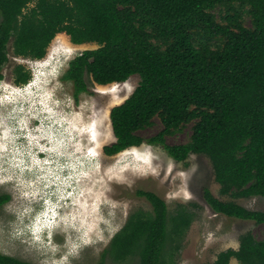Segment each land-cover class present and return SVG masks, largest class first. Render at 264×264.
I'll list each match as a JSON object with an SVG mask.
<instances>
[{"label": "trees", "instance_id": "obj_1", "mask_svg": "<svg viewBox=\"0 0 264 264\" xmlns=\"http://www.w3.org/2000/svg\"><path fill=\"white\" fill-rule=\"evenodd\" d=\"M220 11L221 16H217ZM250 19L251 27L245 24ZM60 34L72 44H96L68 63L63 79L74 97L141 78L139 86L110 113L117 156L146 142L162 146L177 163L192 155L209 158L221 200L204 199L219 215L264 225V213L236 200L264 199V0H0V81L15 58L41 61ZM14 84L27 86L33 73L19 64ZM163 124L146 141L141 132ZM194 124L191 140L170 146L166 138ZM150 210L137 209L96 264H177L182 243L197 219L191 205L171 211L154 192L136 193ZM11 198L0 195V209ZM195 207V206H194ZM264 264V240L244 234L238 250L214 264ZM0 264H31L0 253Z\"/></svg>", "mask_w": 264, "mask_h": 264}, {"label": "rangeland", "instance_id": "obj_2", "mask_svg": "<svg viewBox=\"0 0 264 264\" xmlns=\"http://www.w3.org/2000/svg\"><path fill=\"white\" fill-rule=\"evenodd\" d=\"M245 24L251 27L249 18ZM98 47L76 46L60 34L46 58L33 61L15 58L11 45L5 79L0 81V195L11 198L0 209V253L31 264H96L129 215L151 209L136 196L140 190L159 195L171 211L180 204L196 210L197 219L182 243L177 264H214L220 253L238 250L246 233L264 240L263 224L216 214L206 203L205 189L221 200H231L220 195L208 157L192 155L181 164L162 146L147 142L114 157L104 154V148L115 143L111 110L133 94L141 78L135 75L127 83L108 87L88 79L90 93L77 101L73 85L63 79L68 63ZM19 64L33 73L29 87L14 84L13 70ZM36 120L40 126L31 129ZM194 124L168 136L166 143H188ZM162 130L157 117L140 134L149 141ZM40 197H50L58 220L53 223L50 215V230L45 228L34 241L32 229L41 231L45 222L33 224ZM236 202L264 213L262 198ZM50 232L53 238L48 242Z\"/></svg>", "mask_w": 264, "mask_h": 264}, {"label": "clouds", "instance_id": "obj_3", "mask_svg": "<svg viewBox=\"0 0 264 264\" xmlns=\"http://www.w3.org/2000/svg\"><path fill=\"white\" fill-rule=\"evenodd\" d=\"M31 85V84H30ZM29 85V86H30ZM27 85V87H29ZM40 126V121L36 120L35 122V125L31 128V129H34V128H37ZM39 199V203L41 204L40 208H38L37 212H36V215L34 217V226L37 222H39L40 220H44V224L41 228V231L38 230V229H32V232H31V235L32 237L34 238V241H39L38 239V235L42 233V231H44L45 228H47V230H50V227H51V221H50V215H54V218L53 219V223L57 222L55 220H58V216L57 214L54 212L56 211L55 207L53 205H51V201H50V197H45V198H38ZM52 235H51V232L48 233L47 235V239H48V242L50 241V239H52Z\"/></svg>", "mask_w": 264, "mask_h": 264}, {"label": "bare ground", "instance_id": "obj_4", "mask_svg": "<svg viewBox=\"0 0 264 264\" xmlns=\"http://www.w3.org/2000/svg\"><path fill=\"white\" fill-rule=\"evenodd\" d=\"M48 57H49V56H48ZM50 57H51V56H50ZM35 85H36V84H35ZM35 85H34V86H35ZM42 153H43V152H41V154H42Z\"/></svg>", "mask_w": 264, "mask_h": 264}, {"label": "flooded vegetation", "instance_id": "obj_5", "mask_svg": "<svg viewBox=\"0 0 264 264\" xmlns=\"http://www.w3.org/2000/svg\"><path fill=\"white\" fill-rule=\"evenodd\" d=\"M44 155V154H43Z\"/></svg>", "mask_w": 264, "mask_h": 264}]
</instances>
